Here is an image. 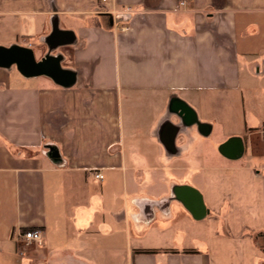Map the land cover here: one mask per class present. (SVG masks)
<instances>
[{
  "label": "crops",
  "instance_id": "1",
  "mask_svg": "<svg viewBox=\"0 0 264 264\" xmlns=\"http://www.w3.org/2000/svg\"><path fill=\"white\" fill-rule=\"evenodd\" d=\"M184 1L0 0L75 74L0 67V264H264V0Z\"/></svg>",
  "mask_w": 264,
  "mask_h": 264
},
{
  "label": "water",
  "instance_id": "2",
  "mask_svg": "<svg viewBox=\"0 0 264 264\" xmlns=\"http://www.w3.org/2000/svg\"><path fill=\"white\" fill-rule=\"evenodd\" d=\"M12 65L25 77L45 75L58 85L65 87L72 85L75 78V74L71 70L61 66L59 56L48 54L36 60L33 50L29 47L0 46V67L8 68ZM187 110L186 107H181L180 115L186 114ZM235 142H238L237 147L232 146ZM220 149L229 156L239 155L242 149L240 138H230ZM173 193L194 218L201 219L207 213L202 195L192 186H174Z\"/></svg>",
  "mask_w": 264,
  "mask_h": 264
},
{
  "label": "built area",
  "instance_id": "3",
  "mask_svg": "<svg viewBox=\"0 0 264 264\" xmlns=\"http://www.w3.org/2000/svg\"><path fill=\"white\" fill-rule=\"evenodd\" d=\"M102 1H106V0H102ZM178 3H179L180 6L185 5V1L184 0H178ZM95 177L99 178V179H102L103 178V174L101 172H97V173H95ZM20 237L27 244H29V243L41 244L42 243V239H43V234H42V231L40 229H30V230H27V231L21 233Z\"/></svg>",
  "mask_w": 264,
  "mask_h": 264
}]
</instances>
